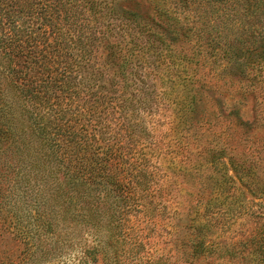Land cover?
<instances>
[{"label":"trees","instance_id":"trees-1","mask_svg":"<svg viewBox=\"0 0 264 264\" xmlns=\"http://www.w3.org/2000/svg\"><path fill=\"white\" fill-rule=\"evenodd\" d=\"M126 1L135 0H0V237L23 246L17 258L3 250L0 264H66L75 249L65 238L77 244L86 231L94 242L73 264H140L119 244L125 215L154 210L135 197L145 200L159 176L157 129L205 131L224 99L264 92V0H201L194 26L176 0H151L157 19L121 8ZM209 74L219 86L203 82ZM205 99L210 111L196 118ZM217 153L228 149H210L206 161L219 164ZM228 161L257 187V159ZM234 180L227 168L220 192ZM72 210L76 227L93 229L57 234ZM258 218L246 244L264 257Z\"/></svg>","mask_w":264,"mask_h":264},{"label":"rangeland","instance_id":"rangeland-1","mask_svg":"<svg viewBox=\"0 0 264 264\" xmlns=\"http://www.w3.org/2000/svg\"><path fill=\"white\" fill-rule=\"evenodd\" d=\"M200 1L176 0L172 5L178 9L180 18H186L183 19L186 26H194L196 20H202L205 4ZM149 4L151 0L126 1L121 3V8L157 19L154 5ZM204 72L202 70L201 77L205 76ZM211 75H207L203 82L219 86L220 80L211 78ZM263 94L258 90L256 98L249 94L247 99H242L237 93L232 99H224L222 115L225 117H211L214 127L205 131L177 126L168 120V124L164 123L157 129V138L162 139L160 143L163 144L159 154L162 158L157 163L161 166L155 179L157 183L145 200L140 194L135 197L139 202L149 203L154 210L132 211L125 215L127 223L123 228H127V239L119 244L123 252L138 251L142 257L138 261L140 264H264V257L255 251V246L246 244L247 238L259 227L258 217L263 216L260 221H264V194L257 189L258 186L264 189ZM206 99L205 104L202 103L203 108L193 114L196 118L202 110H205V115L210 111ZM234 111L237 114L229 115ZM216 146L226 147L228 153L222 158L217 153L221 161L212 164L206 161V157ZM231 154L257 159L260 165L258 174L254 176L257 187L250 185L247 177L241 179L240 173L229 167ZM227 168L229 176L235 180L228 191L222 193L217 181L226 174ZM75 212L72 210L65 220L53 217L59 218L53 225L57 234L72 236L76 222L71 217ZM103 219L107 222L109 217ZM82 226L78 225L76 230ZM87 229L92 230L93 227L84 226L81 231ZM102 231L106 232L107 228ZM70 232L73 233L69 236ZM82 235L84 240L80 242L79 238L80 243L69 245L68 238L64 241L67 249H75V257L81 256L94 242L93 233L86 231ZM109 238L107 234L106 240ZM140 242L143 248L139 246ZM22 248L12 234L0 237V253L5 250L17 258ZM106 250L111 258V248L108 246ZM103 256L101 252L99 261ZM75 257L68 259L66 264H73ZM124 257L122 261L130 262L131 258L124 260Z\"/></svg>","mask_w":264,"mask_h":264}]
</instances>
